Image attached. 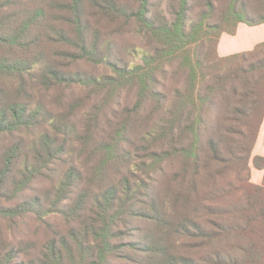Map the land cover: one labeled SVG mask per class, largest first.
I'll return each mask as SVG.
<instances>
[{
	"label": "trees",
	"instance_id": "trees-1",
	"mask_svg": "<svg viewBox=\"0 0 264 264\" xmlns=\"http://www.w3.org/2000/svg\"><path fill=\"white\" fill-rule=\"evenodd\" d=\"M264 0H0V264H264Z\"/></svg>",
	"mask_w": 264,
	"mask_h": 264
},
{
	"label": "crops",
	"instance_id": "crops-1",
	"mask_svg": "<svg viewBox=\"0 0 264 264\" xmlns=\"http://www.w3.org/2000/svg\"><path fill=\"white\" fill-rule=\"evenodd\" d=\"M262 42H264V24L248 26L240 23L234 35L226 33L221 35L217 46V52L219 56L226 57L232 54L250 51L257 44ZM254 157L264 158V118L252 151V158ZM263 175V171L257 170L251 166L250 180L253 184L261 185Z\"/></svg>",
	"mask_w": 264,
	"mask_h": 264
}]
</instances>
